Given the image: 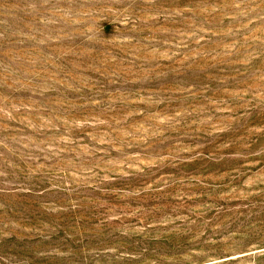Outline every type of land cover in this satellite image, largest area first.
Segmentation results:
<instances>
[{
  "label": "rangeland",
  "instance_id": "1",
  "mask_svg": "<svg viewBox=\"0 0 264 264\" xmlns=\"http://www.w3.org/2000/svg\"><path fill=\"white\" fill-rule=\"evenodd\" d=\"M0 264H264V0H0Z\"/></svg>",
  "mask_w": 264,
  "mask_h": 264
}]
</instances>
